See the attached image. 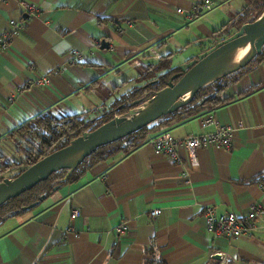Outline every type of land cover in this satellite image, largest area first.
Listing matches in <instances>:
<instances>
[{
    "label": "crops",
    "instance_id": "0c3cea01",
    "mask_svg": "<svg viewBox=\"0 0 264 264\" xmlns=\"http://www.w3.org/2000/svg\"><path fill=\"white\" fill-rule=\"evenodd\" d=\"M202 1L0 0V34L13 19L25 24L0 51V176L12 177L25 160L12 136L19 127L46 113L99 120L147 83L150 66L167 58L179 66L222 40L247 5L220 0L192 18L178 11ZM72 48L84 54L76 65L68 63ZM43 76L50 84H28ZM219 95L221 103L199 115L150 125L128 154L85 168L36 209L1 223L0 264H264L263 219L230 239L209 231L204 215L206 207L244 214L264 204V59ZM211 112L235 126L231 149L202 146L195 163L183 152V165L155 152L152 139L162 132L212 130L201 124ZM156 208L161 213L152 216ZM125 222L128 232H117Z\"/></svg>",
    "mask_w": 264,
    "mask_h": 264
},
{
    "label": "water",
    "instance_id": "95a60500",
    "mask_svg": "<svg viewBox=\"0 0 264 264\" xmlns=\"http://www.w3.org/2000/svg\"><path fill=\"white\" fill-rule=\"evenodd\" d=\"M103 41L101 47L109 48ZM264 48V11L254 21L246 22L230 36L220 40L195 58L179 65L180 71L173 74L166 86L146 100L139 98L133 107L97 128L84 131L66 146L40 158L15 177L0 181V206L13 197L20 196L53 173L67 169V178L88 156L99 147L120 140L150 125L164 115L175 112L190 103L201 88L247 66ZM244 50L242 55L240 52ZM153 80L150 84L157 83ZM204 99V101H206ZM122 107L117 110L120 111ZM59 189V186L54 188ZM40 196L22 208H34L45 199ZM219 254L217 258H221Z\"/></svg>",
    "mask_w": 264,
    "mask_h": 264
},
{
    "label": "trees",
    "instance_id": "16d2710c",
    "mask_svg": "<svg viewBox=\"0 0 264 264\" xmlns=\"http://www.w3.org/2000/svg\"><path fill=\"white\" fill-rule=\"evenodd\" d=\"M252 6L254 8H259V10L255 15H253L250 21H254L255 19H257L258 16L264 11V0H247L246 7L239 15H241L242 13L244 17L249 15V13L252 11ZM241 20H238L240 21L241 25L247 22H241ZM231 34L232 33L229 32L224 38L230 36ZM261 59H264V48L262 53L257 55L247 66L227 75L226 77L208 86L201 88L190 103L179 108L175 112L162 116L150 125H168L172 122L181 121L186 118L199 115L210 106L214 107L215 105L220 104L221 98L219 94L224 89V87L228 85L235 76L241 73L250 64H252L256 60ZM179 71V66L172 67V63L168 58L163 59L160 61V63H158L157 66H150V68L146 71L142 79L146 80L147 83L139 86L129 95H125L122 100L116 103L115 106L111 108L109 112L104 114V116L100 117L99 120H91L87 116L78 115H64L61 118L53 119L50 113H46L19 127L15 132H13L12 136L16 137L17 139L19 138L26 140L27 142H29L30 140V145H33L35 143L37 144L38 156L36 155L35 158H32L30 156V154H32L35 149H28L29 158L27 159V164H29L30 166L45 155H48L51 152L66 146L73 138L78 137L84 131L93 130L100 126L102 123L112 119L117 114L118 110L116 108L120 104H124V108L119 111V113L121 114L133 107L134 105L132 102L136 99L142 98L143 100H146L149 97L153 96L156 91L166 86L167 81L173 74ZM153 80H158V82L155 84H150V82ZM206 98L207 100L204 101V99ZM150 125L120 140L99 147L72 172L68 179L64 180V176L66 175L68 170H59L53 173L47 180L38 183L32 189L27 190L20 196L11 198L2 206H0V224L9 218L25 214L36 209L59 190L54 189L56 185L60 184L61 188L64 185L78 181L85 168L91 167L97 162L115 158L120 154H128L146 138L147 131ZM14 165L20 168V171L12 177L17 176L25 169V161L19 162ZM3 178V176H0V181L3 180ZM261 183H264V180H262ZM42 195H46V197L38 205L27 211L22 210L24 206L38 201L40 196Z\"/></svg>",
    "mask_w": 264,
    "mask_h": 264
},
{
    "label": "built area",
    "instance_id": "2783aa9c",
    "mask_svg": "<svg viewBox=\"0 0 264 264\" xmlns=\"http://www.w3.org/2000/svg\"><path fill=\"white\" fill-rule=\"evenodd\" d=\"M220 0H203L200 5L194 6L191 10L179 8L178 11L192 18L198 15L202 10H210L218 4ZM20 5L27 12H36L37 6L34 3L20 1ZM132 26V22H128ZM25 27L23 21L11 20L10 28L0 34V51H6L10 48L12 37L19 34ZM119 30H123L122 27ZM68 63L76 65L83 59L84 54L77 48H72L70 51ZM49 76H43L30 80V86H45L50 84ZM201 124L204 128L213 127L212 130L203 131L196 134H191L184 137L174 136L170 132H162L152 139L155 152L163 154L180 165L184 164L183 152H186L191 162L195 163L198 160V150L202 146H215L231 149L234 144L235 126L230 124H222L218 121L214 113H208L201 119ZM264 187V183H261ZM161 213L159 208L151 211L152 216H157ZM204 215L207 222V229L215 232L219 236L234 239L239 238L254 230L258 220H264V204L258 202L253 204L244 214H236L234 212L218 214L212 207H206ZM80 216L79 209H75L72 218ZM129 230L128 224L125 222L117 226L116 231L119 233H127Z\"/></svg>",
    "mask_w": 264,
    "mask_h": 264
},
{
    "label": "rangeland",
    "instance_id": "374dc122",
    "mask_svg": "<svg viewBox=\"0 0 264 264\" xmlns=\"http://www.w3.org/2000/svg\"><path fill=\"white\" fill-rule=\"evenodd\" d=\"M251 9H252V11L249 13V15H247V16H243L242 14L241 15H239L236 19H235V22L233 23V25H230L228 28H227V31L226 32H224L223 33V35H222V37L223 36H226L229 32H231L232 34L235 32V31H237L239 28H240V26H241V23H240V21H238L239 19L241 20V22L242 21H250V19L253 17V15H255L257 12H258V10H259V8H257V7H251ZM245 14V13H244ZM246 15V14H245ZM245 19V20H244ZM224 39V38H223ZM51 115H52V118L54 119V118H61V117H63L64 115H58V114H53V113H50ZM17 141L18 142H20V145H21V147L23 148H25L26 149V155H25V168H27V166H29V164H27V159L29 158L28 156H29V153H28V149L29 148H32V149H35L33 152H32V154H30V156L32 157V158H35L36 157V155L38 156V151H37V144L35 143V144H31L30 145V140H29V142H27L26 140H23V139H17ZM24 144V145H23ZM30 212V211H29Z\"/></svg>",
    "mask_w": 264,
    "mask_h": 264
},
{
    "label": "flooded vegetation",
    "instance_id": "af4514ba",
    "mask_svg": "<svg viewBox=\"0 0 264 264\" xmlns=\"http://www.w3.org/2000/svg\"><path fill=\"white\" fill-rule=\"evenodd\" d=\"M67 173H68V172H67ZM67 173H66V175L64 176V180L68 179V178L70 177V175L72 174V173H71L67 178H65V177L67 176ZM56 186H59V188H60V184H58V185H56ZM56 186H55V187H56Z\"/></svg>",
    "mask_w": 264,
    "mask_h": 264
},
{
    "label": "bare ground",
    "instance_id": "6f19581e",
    "mask_svg": "<svg viewBox=\"0 0 264 264\" xmlns=\"http://www.w3.org/2000/svg\"><path fill=\"white\" fill-rule=\"evenodd\" d=\"M243 53H244V50H242L239 55H242Z\"/></svg>",
    "mask_w": 264,
    "mask_h": 264
}]
</instances>
